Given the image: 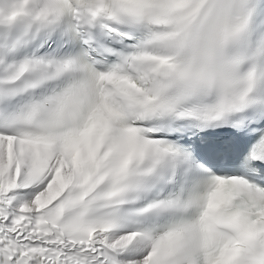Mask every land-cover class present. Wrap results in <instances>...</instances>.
Segmentation results:
<instances>
[{
    "label": "snow or ice",
    "instance_id": "obj_1",
    "mask_svg": "<svg viewBox=\"0 0 264 264\" xmlns=\"http://www.w3.org/2000/svg\"><path fill=\"white\" fill-rule=\"evenodd\" d=\"M0 264H264V0H0Z\"/></svg>",
    "mask_w": 264,
    "mask_h": 264
}]
</instances>
